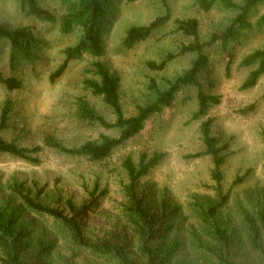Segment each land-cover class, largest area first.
<instances>
[{
	"label": "rangeland",
	"instance_id": "rangeland-1",
	"mask_svg": "<svg viewBox=\"0 0 264 264\" xmlns=\"http://www.w3.org/2000/svg\"><path fill=\"white\" fill-rule=\"evenodd\" d=\"M234 1L242 4L241 0ZM41 6L56 13L58 22H43L29 15L21 0H0V24L10 29L29 27L41 41L33 61L21 63L15 71L9 65L10 43L0 41V74L22 81L21 89L9 91L0 80V115L6 101L12 103L9 127L0 136L21 147H42V151L34 155L40 159L38 164L6 154L0 157V207L23 209L21 220L23 229L31 234L28 242L32 256L37 257L34 253L44 242L46 245L53 243L54 250L39 264H65L64 259L74 252H77L78 262L107 264L75 248L58 222L25 209L11 191L16 183L33 188V197L39 202L65 208L69 199L77 205L89 201L95 183L99 182L97 195L104 190L107 194L86 219V228L90 234L102 237L125 224L119 206L124 201L123 185L128 181L123 163L131 159L138 164L143 154L152 156L155 153L162 154L163 158L141 179L140 186L141 191H147L155 211L159 212L162 201L167 200L175 212L168 242L178 239L183 248L171 264L208 262L211 254L195 245L198 240L215 248L216 242L210 234L215 224L237 231L247 243L244 215L264 209V76L255 88L241 90V85L256 68L243 67L241 61L264 46V27L257 29V21L264 15V4L258 6L251 17L254 29L242 35L232 52L233 60L221 53L220 45H215L209 50L213 61L199 79L210 95L219 96L221 100L209 111V117L214 120V135L227 146L223 152L225 163L220 168L223 175L220 184L212 176L215 165L211 156L193 158L205 150L200 128L203 120L194 118L198 104L196 86L178 92L170 108L151 117L140 134L105 160L64 155L47 148L45 141L53 137L68 147H78L89 140L97 141L102 135H119L116 129L88 125L76 116L75 101L84 97L108 122L115 121L113 111L85 88V79L97 78L94 63L106 64L119 77L124 114L136 116L141 107L157 98L151 87L153 81L159 90H167L169 82L187 72L197 57L195 53L178 55L183 46L194 42V38L177 31V21L197 19L200 39L206 42L214 33L229 26L237 11L216 5L206 12L198 6V0L124 1L119 4L105 33V54L71 60L65 72L52 80L66 59L65 50L75 46L81 35L61 32L60 17L65 8L60 0H48ZM166 15L170 16L167 24L151 37L133 48L124 45L130 28L146 26ZM168 54L178 56L161 71L149 68V62L160 64ZM248 108L252 109L245 112ZM220 193L227 195V200L215 219H208L206 213L219 201ZM244 255L259 264L258 254L248 246Z\"/></svg>",
	"mask_w": 264,
	"mask_h": 264
},
{
	"label": "trees",
	"instance_id": "trees-1",
	"mask_svg": "<svg viewBox=\"0 0 264 264\" xmlns=\"http://www.w3.org/2000/svg\"><path fill=\"white\" fill-rule=\"evenodd\" d=\"M46 1L48 0H21V3L28 14L38 20L52 24L58 22L56 13L41 6V3ZM124 1L134 3L139 0H60L61 5L65 8L60 17L61 32L66 35L80 33L81 38L75 46L65 50L66 59L52 76V80L65 72L71 60L81 59L85 55L102 57L105 54V33L119 4ZM241 1L242 4H238L234 0H198V6L206 12L216 5L238 12L229 26L221 32L214 33L206 42H202L200 39V25L197 19L177 21V31L194 38V42L183 46L178 55L195 53L197 57L187 72L174 82H169L167 90H159L157 83L153 81L151 87L156 91L157 98L141 107L136 116L126 117L124 114L119 77L106 64L94 63L97 78L85 79V88L89 89L93 95L100 97L103 103L113 111L115 121L108 122L84 97L77 98L75 101L76 116L80 122L88 125H99L106 130L116 129L120 132L119 135L117 137L102 135L99 140H89L78 147H68L59 140L48 137L45 141L46 147L68 156L85 157L92 161L105 160L118 147L140 134L151 117L170 108L176 100L178 92L185 87L196 86L198 88V104L194 118L203 120L200 128L205 150L194 155L193 158L211 156L215 165L212 176L220 184L223 180L220 168L225 163L226 157L223 152L227 146L222 144L221 138L214 135V120L209 117V111L212 107L219 105L221 100L219 96L210 95L199 79L213 61L209 54L210 49L215 45H220L221 53L228 54L231 61L233 60L232 52L239 44L242 35L254 29L250 19L258 6L264 4V0ZM169 19L170 16L166 15L146 26L130 28L127 31L124 45L127 48H133L165 26ZM263 27L264 15L257 21V29ZM1 40H7L10 43L9 65L13 71L17 70L21 63L33 61L37 56V48L41 44L40 39L31 28L10 29L2 24H0ZM178 55L168 54L160 64L149 62L148 66L152 70L161 71ZM241 66L256 67L241 85V90L255 88L264 76V46L246 56L241 61ZM0 80L9 91L22 88V81L19 78H5L0 74ZM251 109L248 108L245 112ZM11 111L12 103L6 101L0 115V134L9 127ZM41 151V146L32 149L21 147L16 142L6 141L0 136V157L6 154L38 164L40 159L34 155ZM162 158L163 155L160 153H155L152 156L143 154L138 164L131 159L123 163L128 181L123 185L124 201L119 206L123 212L125 224L102 237L90 234L86 228V219L95 212L100 206L101 199L107 194V191L104 190L97 195L100 190L99 182L95 183L89 201L77 205L74 200L69 199L66 201L65 208L39 202L33 197V188L26 187L25 184L16 183L11 191L22 202L25 209L58 222L69 234L75 248L86 251L107 264H171L174 257L183 248V244L178 239L172 243L168 242V236L174 228L172 219L175 212L170 209L167 200L162 201L159 212L155 211L147 191H141L140 186L141 179L147 176ZM38 192L42 194V190ZM226 200L227 195L220 193L219 201L207 211V218L215 219ZM22 210L21 207H0V264H39L54 250L53 243L46 245L41 242L38 251L34 253L37 257L32 256L31 244L28 242L31 234L23 229ZM244 227L247 233V243L243 242L237 231H231L218 224H215L210 233L216 242L215 248L197 240L196 248L211 254L205 264H255L249 256L244 255L246 246L258 254L259 264H264V209L255 213L246 212ZM77 256V252H74L70 258L64 259V263L87 264L78 262ZM34 258L37 259L34 260Z\"/></svg>",
	"mask_w": 264,
	"mask_h": 264
}]
</instances>
